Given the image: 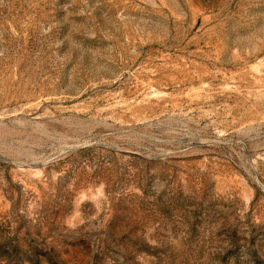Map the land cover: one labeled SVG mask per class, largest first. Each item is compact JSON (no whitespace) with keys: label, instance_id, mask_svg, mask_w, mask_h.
Returning <instances> with one entry per match:
<instances>
[{"label":"rangeland","instance_id":"rangeland-1","mask_svg":"<svg viewBox=\"0 0 264 264\" xmlns=\"http://www.w3.org/2000/svg\"><path fill=\"white\" fill-rule=\"evenodd\" d=\"M0 264H264V0H0Z\"/></svg>","mask_w":264,"mask_h":264}]
</instances>
